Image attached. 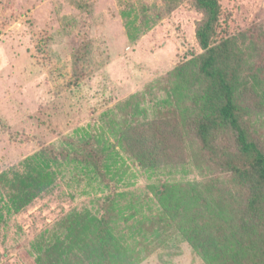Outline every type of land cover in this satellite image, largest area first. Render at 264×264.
Returning <instances> with one entry per match:
<instances>
[{"label": "rangeland", "instance_id": "374dc122", "mask_svg": "<svg viewBox=\"0 0 264 264\" xmlns=\"http://www.w3.org/2000/svg\"><path fill=\"white\" fill-rule=\"evenodd\" d=\"M220 3L213 45L237 46L228 65L238 69L236 102L264 150V0ZM204 19L194 0H0V264H95L64 254L83 217L96 220L83 229L92 238L106 223L135 264H209L180 230L201 222L198 209L211 233L223 227L228 239L239 230L232 200L239 206L242 190L185 126L206 98L197 40ZM165 122L179 124L185 161L143 169L129 132ZM221 133L219 144L233 150L231 132ZM95 149L104 174L84 160ZM35 178L46 188L29 202L18 183ZM170 204L190 213L172 228ZM234 247L209 259L223 264Z\"/></svg>", "mask_w": 264, "mask_h": 264}, {"label": "trees", "instance_id": "16d2710c", "mask_svg": "<svg viewBox=\"0 0 264 264\" xmlns=\"http://www.w3.org/2000/svg\"><path fill=\"white\" fill-rule=\"evenodd\" d=\"M194 3L205 16L197 29V40L206 52L200 67V76L206 82V98L202 115L185 126L189 127V133L193 134V139L199 144L201 155L208 157V163L214 167L232 173L236 179L237 190L242 192L239 195V206V199L232 200L235 203L234 210L240 212L237 223L232 226L239 230L228 239L221 232L223 227L217 226L219 231L216 235L210 232L208 228L211 221L208 220L206 212L199 209L202 214L201 222L194 220L187 224L182 223L180 230L193 247L208 258L209 264H214L209 259V252L216 254L220 251L219 247L228 244L229 248L235 246V253L230 251L231 259L223 264H264V150L250 135L245 116L236 102L238 69H231L228 65L238 51L237 46L230 39L213 45L222 13L220 0H194ZM175 124L172 127L170 122L163 123L170 128L167 132L159 124H149L146 128L139 126L129 132L127 147L143 169L156 171L185 161V140L179 124ZM222 130L231 132L229 137L234 143L233 150L219 144L224 134L221 133ZM90 153L84 160L91 163L97 172L103 173V155L97 149ZM45 183L36 178L22 180L18 184L21 192L26 193L23 199L29 201L39 197L46 188ZM167 193L168 191L162 190L160 197L165 198ZM167 214L164 221L171 228L177 218L183 220L190 215L187 206L178 207L175 204H170ZM86 219L88 218H76L78 225L70 240L71 245L65 247V255L67 252L69 255L79 251L95 264H108L109 259L111 264H135L138 256L130 254L129 247H119L110 232L105 233L106 223L100 221L99 225L105 226L100 234L92 238L86 233L89 231L83 229H90L96 220L93 218L89 222Z\"/></svg>", "mask_w": 264, "mask_h": 264}]
</instances>
